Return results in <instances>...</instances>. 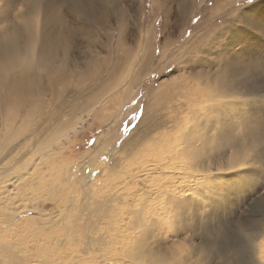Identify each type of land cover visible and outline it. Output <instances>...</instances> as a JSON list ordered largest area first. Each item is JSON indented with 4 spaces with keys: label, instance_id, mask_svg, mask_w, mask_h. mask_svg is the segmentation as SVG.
<instances>
[{
    "label": "rangeland",
    "instance_id": "374dc122",
    "mask_svg": "<svg viewBox=\"0 0 264 264\" xmlns=\"http://www.w3.org/2000/svg\"><path fill=\"white\" fill-rule=\"evenodd\" d=\"M5 35L15 37L19 55L29 49V59L8 72L7 84L0 90V176L33 163L39 155H53L37 169L44 174L36 186L41 190L49 184L59 196L38 200L44 204L42 214L63 213L74 200L84 235L96 236L91 230L96 218L88 205L92 198H85L83 177L90 179L93 168H108L109 154L129 136L152 129L154 119L166 126L163 132L154 128L149 142L157 145L165 138L174 148L170 161L181 164L177 168L194 166V177L187 173L176 182L167 173L162 179L167 186L201 177L210 178L211 184L218 178L235 184L236 174L245 167L244 177L251 176L248 183H264V0H0V50ZM200 89L204 93L220 89L223 95L217 93L218 99L230 111L217 115L219 108L214 106L207 112L210 94L207 97ZM231 103L237 106L234 115ZM193 125L201 132L196 144L186 139ZM206 135L209 141L203 144ZM133 160L123 159L126 177L138 171ZM122 174L121 167L109 177L99 173L91 194L111 192L114 185L107 183L113 184ZM248 183L242 188L239 181L232 192H222L219 182L213 196L216 211H210L211 218L205 216L202 225L196 223L195 230H186L185 221L180 233L150 223L143 240L150 250L146 256L168 260L175 256L164 264H264V197ZM22 187L24 183L16 185ZM137 206L153 213L150 206ZM72 220L70 216L65 226ZM14 228L19 237L18 227ZM0 239L10 238L3 230ZM26 245L23 249L15 242L2 250L3 264H19L21 259L33 264L102 261L82 251L55 253L37 251L31 242Z\"/></svg>",
    "mask_w": 264,
    "mask_h": 264
},
{
    "label": "bare ground",
    "instance_id": "6f19581e",
    "mask_svg": "<svg viewBox=\"0 0 264 264\" xmlns=\"http://www.w3.org/2000/svg\"><path fill=\"white\" fill-rule=\"evenodd\" d=\"M4 39L5 40L0 50V90L3 89V86H5V84H7L8 72L12 70L13 68L18 67L22 62L29 59V49L24 50L21 55L18 54L15 37H12L10 35L8 36L5 35ZM148 41H149V37H148ZM193 44L194 43H192V45ZM194 48H195V45H193V49ZM201 89L203 88L201 87ZM228 89L225 91H228ZM203 90L207 91L208 89L204 88ZM215 90L217 91V93L221 91L220 89H215ZM204 91L202 93H204ZM217 93H214L213 91H208V93H206V95L210 94L209 95L210 101H208L205 97V99L208 101L207 102L208 106H206L207 107L206 110H208L207 112H210L212 110L211 107H214V106H218L216 108H219L217 115L218 113H223V111H226V109L230 111V107L228 106V104H226V107H225L224 104H222L223 101H221L220 98L218 99V95H223V93L222 94L218 93V95ZM225 95L227 96V94ZM224 96H223V99H224ZM201 99L203 98L201 97ZM230 99L228 98L229 101H231ZM236 100H237V97H236ZM240 101L241 100H239V102ZM235 104L236 103H234V106L233 104L231 106L232 113H233V114L231 113L232 115H234L236 111L237 106L235 107ZM201 115L204 116V113ZM193 116L197 117V114ZM206 116H209V114ZM196 117L195 119H198V117L197 118ZM199 117L202 120L203 117L201 118L200 115ZM204 118L207 119L205 116ZM204 122H202V124ZM161 124L162 126H160ZM199 124L200 122L198 123V125ZM183 125H187V124H183ZM164 126L166 125H164L163 120H160V121L156 119L152 120V126H151L152 129L143 133L142 135H140L141 131L138 133L136 132V134L138 135L137 137H135L136 134L129 136L125 144L122 145L118 149L119 151L123 152L122 155L119 156L117 154V152H119L118 150L114 151L113 154L111 155L109 154V156H111V161H109L108 168L106 167H104L103 169H100L99 167L93 168L90 170V174L93 175L92 177H90V179L87 177V175L83 177L85 178L84 179L85 185L83 186L82 190L85 191V198H90V199L92 198L91 201L90 200L88 201V205L90 206L89 211H90L91 216L96 218L95 221L93 222L94 225L91 226V230H94V229L96 230V236L95 235L92 236L90 233L84 235V231H83L84 226L80 224L79 219L81 216L79 212H78L79 214H77L78 208L75 207L77 203L75 204L74 200H71V201L69 200L70 202L68 201L70 204H68V206L65 205L66 208L63 211V213H62V210L61 211L59 210L56 212H49L46 215L42 214L44 204H39L38 200H45V198L55 199L56 194L59 196L58 194L59 191H57L56 188L49 187V184H48V187L41 189V190L38 189L36 186L37 182L39 181V179H41V177L44 174L43 171H38L37 169H39L41 163L45 161L44 158L48 159L51 157L50 160H52L53 155L49 153L44 154V155H39L38 158H36L33 163H28L24 165L22 168L21 166H19V168L13 171V173H11L10 175L9 174L3 175V176L1 175L0 176V199H3V202H0V235L2 231L4 230L8 234L10 239L6 241H3L0 239V248H1L0 254L3 255L2 253L4 252L2 250L6 249L9 245L15 244V242H18L20 244V247H22L23 249L27 248L26 247L28 246L26 245L27 242H31V243H34V246H36L37 251H39V249H42L43 251H47V252L56 251L55 253H60L57 251H65V250L69 251V249L72 252L74 250L82 251L86 253L87 255H89L90 257H95L98 259L100 258V260H102L101 264H164V262L170 261V259L174 260L175 256L174 257L171 256L172 258H170L169 260L166 259L167 257L166 258L164 257L166 261H164L165 259L163 258L155 257V254H154V257L148 258L146 256L147 254L150 253V250L147 248V245L143 243V240L146 238L149 224L153 222L155 225L159 226L163 230L167 229V230L172 231V233H180L181 230L183 231V228H184L183 221H185L186 230H188L187 227H189L188 231H191L193 228H195L194 225L196 223H199L200 225H202L203 221L201 220L204 219L205 216L208 218V220L209 218H211L212 215L208 217V213L210 211L213 213L216 211L214 207V204L216 202H214L215 198L213 196L214 194H216L215 189L218 187L219 182H221V185H222L221 186L219 184L220 185L219 191L222 190L223 192V190L227 189L228 192H232L233 189H235L236 187L235 185H238L237 183L239 181H241V185L239 187L243 188L244 186H246L251 176H249V179L247 178L248 176L244 177V172H246L245 170L246 167H245V169L242 170V172L236 174L239 177L238 179H236L235 184L233 181H230V180H221L218 182L219 178L218 179L216 178L217 179L216 183L213 182L211 184L210 182H208L210 178L208 179L206 177H205L206 179L205 178L202 179V177L200 179H190V180H187L184 184L180 183L181 185H177L173 183L178 180V176L188 175L187 173H189V174H192L191 177H194L195 172L193 171L194 166L192 165V163L188 164L189 166H186V167L181 166L177 168L181 164L176 166V164L172 162L174 160L173 158H171L172 161H170L171 159H169L170 157L169 152L171 151L173 146L171 147L169 144H167L169 143V141H166L165 138H163L160 141V143L157 145H154V142L153 143H151V141L149 142V140L152 138L150 132L154 131L155 130L154 128L162 130ZM184 128L182 129V131L184 130ZM188 131H191L190 135H186L187 141L189 140L188 143L191 141L195 143L196 141L199 140L200 138L199 133L201 132H198L199 130L197 129V125H193L191 130H188ZM180 133L181 132H179V134ZM208 135H206L205 138L204 136L201 137V139L204 138L202 140L203 144L204 142L206 143L209 141L208 137L210 135L209 136ZM148 142H149V145L147 146L149 147L147 146H145L144 148L140 147L142 144H148ZM177 143H176V147L178 146ZM200 145H202V143ZM160 146H162V148ZM186 148H188V146L185 147V149ZM182 149L184 148H181L180 146L179 153H181L183 157ZM96 156L99 157L98 155ZM189 156H192V155H189ZM123 159H126V160L134 159L133 163L136 164L135 167L138 171L135 170V172L130 173V175L126 177L127 175L125 174L128 173V170H127L128 167L124 166ZM50 160L48 162H50ZM88 163L89 162H87V164ZM93 164L94 163H91V165ZM119 167H121V173L123 174L117 177L115 179L116 181L113 180L114 182L113 184L109 182L107 183V184H110V186L114 185V187L112 188V191L111 192L109 191V193H106L105 191V193H97L95 195L93 193L92 195L91 194L92 192L90 190L94 189L92 188L93 184L99 183L98 182L99 176L97 177V175L100 173L101 174L100 176L109 177L114 172H117V169ZM251 167H248V169L253 173L254 168L253 166ZM160 173H163L162 174L163 176L160 175ZM167 173H170V175L168 174L167 176H170L169 178L173 181L172 188L170 186H167L166 182L162 181V179H164ZM11 175L12 177H10ZM241 178H244V179H241ZM111 180L110 182H112ZM171 180L169 181L171 182ZM182 181H183V178H182ZM155 182H160V183L158 185H155ZM201 182L202 183L207 182V184L205 185L203 189L205 193L204 197L202 196L203 190H200V188L202 187L200 186L202 184ZM23 183H24V186L26 187L16 188V185L23 184ZM138 183H140L141 185H139ZM103 184H106V183H103ZM248 184L249 186L251 185L252 190H256L257 192H260V194H262L261 196L264 197L263 196L264 183L258 184L257 182L255 183V180H251ZM28 186L32 188L31 191L29 190ZM98 188L100 189V187ZM33 189H36L35 190L37 191L36 195L33 194L32 192ZM109 189L110 187L107 190ZM186 189L188 192L185 191ZM84 191L82 193H84ZM95 192H97V190ZM74 197H78V195H75ZM203 198L205 199V201L203 200ZM137 204L150 206L154 214L150 212H146L140 206H137ZM70 216L73 218L72 220L73 224L71 226H65L67 225L66 220ZM98 219H100V225L96 224ZM104 221H106V223L102 224ZM211 221L213 222V220ZM211 225L212 224H210V226ZM14 227H18L17 229H19L20 231L19 237H17L16 234H14L13 232V230L15 229ZM56 227L60 228V230L57 229L58 232L54 231ZM61 227L65 229L61 230ZM212 227L213 226H211V228ZM200 232H201V229H200ZM255 233L257 232L255 231ZM192 235L191 236L189 235L190 236L189 238H191ZM198 235L199 234H197V237ZM207 235L208 234H206V236ZM12 236L15 238H13ZM206 236H205V239H206ZM189 238H187V240ZM189 241L190 240H188V242ZM193 242L194 240L192 241V244H194ZM200 242L204 243L203 240ZM187 244L189 248V243ZM183 246H186V245L184 244ZM191 252H194V251H191ZM191 252H188L189 256ZM210 252H211V249H210ZM262 252L264 253L263 250ZM156 253H159V251ZM183 263L184 262L179 263V264H183ZM0 264H3V261L1 260V258H0ZM19 264H33V263L29 262L28 260L21 259L19 261ZM35 264H39V263H35Z\"/></svg>",
    "mask_w": 264,
    "mask_h": 264
}]
</instances>
